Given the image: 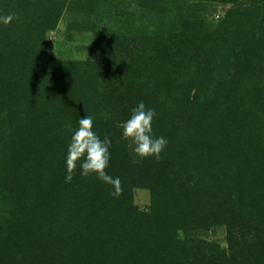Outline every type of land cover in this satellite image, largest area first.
<instances>
[{
  "label": "trees",
  "instance_id": "trees-1",
  "mask_svg": "<svg viewBox=\"0 0 264 264\" xmlns=\"http://www.w3.org/2000/svg\"><path fill=\"white\" fill-rule=\"evenodd\" d=\"M206 1L228 5L209 33L190 5ZM247 1L0 0V16L18 17L0 23V264H264V0ZM124 5L153 29L124 44L96 25L92 61L46 53L64 12L103 21ZM229 43L234 62L220 67ZM214 71L222 83L204 89L205 112L182 117L202 107L186 96ZM141 101L167 140L159 161L122 136ZM87 116L111 139L119 197L79 165L65 182V126ZM134 188L150 192L144 211ZM214 226L226 227V249L201 238Z\"/></svg>",
  "mask_w": 264,
  "mask_h": 264
},
{
  "label": "rangeland",
  "instance_id": "rangeland-1",
  "mask_svg": "<svg viewBox=\"0 0 264 264\" xmlns=\"http://www.w3.org/2000/svg\"><path fill=\"white\" fill-rule=\"evenodd\" d=\"M251 1L253 0L247 1L246 4H250ZM190 5L192 7L191 15H200L207 33L217 31L216 28L228 10V5L215 2H195ZM262 14L263 13L261 12L259 15L262 16ZM102 18L103 21H93V19H87L85 16L75 15L68 11L64 12L55 30L47 35L48 44L45 49L46 53L53 56L57 60L92 61L96 58L95 48L97 45L95 43L97 36L92 31L94 29L93 27H96V25L101 27L104 31V34H101V36L103 35L105 38H113L117 42L124 44L127 43V40L124 39L123 34L127 35L128 33H131L130 35L133 36L136 35V31H139L140 33V30L145 31L147 28L153 29L152 26L155 25L151 16L140 12V10L136 9L134 6L127 7L124 5L119 6L117 9H114L113 7L111 8V12L107 13ZM147 34L150 35L149 32H147ZM258 38V35L254 37V39ZM209 42L210 45L214 47L215 44L213 41L209 40ZM232 45L233 44L229 43L226 51L223 50L217 54L220 55L223 53V55H226V58L219 60L218 65L220 67L221 65L227 66V60H229V63L230 61L234 62L231 49ZM207 54L208 56H211V54ZM225 66L223 67L224 70ZM223 73L224 72L221 71L219 74ZM223 75L225 76V74ZM205 77H207V80L209 81L211 79V83L208 84L207 81L195 83V85H193V89L188 93V96H186L192 99L199 94L197 98L202 107H183V111L180 112L182 117L192 116L198 111L205 112V107H203V100L205 99L203 98V94L205 92L204 89L213 88L215 83H222L223 77L219 80V76L218 74H215V71L213 74H209V76L206 74ZM188 83H191L190 80H186V84ZM121 105L122 104L120 103V105L116 107H120ZM127 144L130 145L132 150L131 152L134 154L133 145L129 141H127ZM132 196L134 204L139 210L144 211L148 208L150 203V192L148 189L134 188L132 190ZM227 237L228 235L225 226H214L201 238L208 243H212L213 245L226 249L228 245Z\"/></svg>",
  "mask_w": 264,
  "mask_h": 264
},
{
  "label": "clouds",
  "instance_id": "clouds-1",
  "mask_svg": "<svg viewBox=\"0 0 264 264\" xmlns=\"http://www.w3.org/2000/svg\"><path fill=\"white\" fill-rule=\"evenodd\" d=\"M18 17L9 14L0 16V23H11ZM156 113L154 109L146 108L143 101L139 102L131 111L130 117L122 124V136L133 145L135 156L140 159L161 158V153L167 146L164 137H154L152 133V121ZM72 132L67 145L65 156L66 176L65 182L73 180L77 166L80 167L81 176H95L102 183L111 186V195L119 197L123 193V185L119 177L108 174L111 139L105 136L103 139L94 131L93 119L90 116L83 117L78 122L75 131L71 124L65 126Z\"/></svg>",
  "mask_w": 264,
  "mask_h": 264
}]
</instances>
